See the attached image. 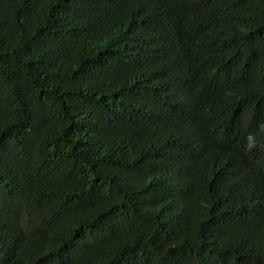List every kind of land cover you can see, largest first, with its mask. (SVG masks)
<instances>
[{
  "label": "trees",
  "instance_id": "obj_1",
  "mask_svg": "<svg viewBox=\"0 0 264 264\" xmlns=\"http://www.w3.org/2000/svg\"><path fill=\"white\" fill-rule=\"evenodd\" d=\"M264 0H0V264H264Z\"/></svg>",
  "mask_w": 264,
  "mask_h": 264
},
{
  "label": "clouds",
  "instance_id": "obj_2",
  "mask_svg": "<svg viewBox=\"0 0 264 264\" xmlns=\"http://www.w3.org/2000/svg\"><path fill=\"white\" fill-rule=\"evenodd\" d=\"M257 133H264V119L257 124L256 132H248L244 136V150L245 152H251L257 148L260 141L257 138Z\"/></svg>",
  "mask_w": 264,
  "mask_h": 264
}]
</instances>
